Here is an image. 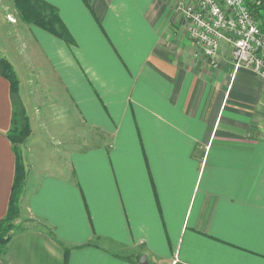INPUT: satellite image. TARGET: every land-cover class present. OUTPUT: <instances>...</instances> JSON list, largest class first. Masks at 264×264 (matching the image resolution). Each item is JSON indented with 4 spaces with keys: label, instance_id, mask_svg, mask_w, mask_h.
<instances>
[{
    "label": "crops",
    "instance_id": "obj_1",
    "mask_svg": "<svg viewBox=\"0 0 264 264\" xmlns=\"http://www.w3.org/2000/svg\"><path fill=\"white\" fill-rule=\"evenodd\" d=\"M46 1L70 39L10 17L0 44L32 127L0 264H264V77L196 55L177 0ZM10 119L0 74V219Z\"/></svg>",
    "mask_w": 264,
    "mask_h": 264
},
{
    "label": "built area",
    "instance_id": "obj_2",
    "mask_svg": "<svg viewBox=\"0 0 264 264\" xmlns=\"http://www.w3.org/2000/svg\"><path fill=\"white\" fill-rule=\"evenodd\" d=\"M188 36L213 66L222 40L230 46L234 69L248 67L264 77V29L244 0H177Z\"/></svg>",
    "mask_w": 264,
    "mask_h": 264
},
{
    "label": "trees",
    "instance_id": "obj_3",
    "mask_svg": "<svg viewBox=\"0 0 264 264\" xmlns=\"http://www.w3.org/2000/svg\"><path fill=\"white\" fill-rule=\"evenodd\" d=\"M252 15L259 20L260 26L264 29V0H244ZM22 21L37 25L58 37L70 39L69 33L64 26L58 9L46 0H14ZM0 74L5 77L9 83V97L11 101V119L10 127L7 131L12 150L15 156V170L9 207L6 215L0 219V254L6 250V243L10 232L5 234L10 227L20 228L12 222L16 214V203L21 192L25 168L22 160L21 145L30 132L28 116L25 112L23 102L19 96V83L17 74L5 57H0Z\"/></svg>",
    "mask_w": 264,
    "mask_h": 264
},
{
    "label": "rangeland",
    "instance_id": "obj_4",
    "mask_svg": "<svg viewBox=\"0 0 264 264\" xmlns=\"http://www.w3.org/2000/svg\"><path fill=\"white\" fill-rule=\"evenodd\" d=\"M10 17H14L16 21L18 19L22 21V19H20L18 10H17V8L15 6L14 0H0V44H3V45H4V40H3V37H2V33H4V32L7 33L8 30H10L12 27H15L13 23L8 22L7 19H11ZM19 44L21 46V44H22L21 41H20ZM5 52L7 54H9L6 50H5ZM29 126H30V131H31L32 127H31L30 123H29ZM30 141L31 140H29V142ZM34 141H33V143L31 142L32 145H31V143L29 144L30 145V150H28V153L32 154L30 156H32V158L35 160V161L31 160V164L33 166L39 162L40 158H41L40 162H42L45 159L43 157V154L40 156V154L38 153L39 148L37 147V144ZM23 144L20 146L21 149L24 146ZM21 152H22V155H23V149H22ZM52 157H54V155H52ZM58 158H59V156L56 154V157H55L56 160H52L54 158L51 159V164H53L51 166H59ZM22 160H23V165H24L25 163H24V157L23 156H22ZM49 162H50V160H49ZM24 168L26 170L27 166L24 165ZM11 230H14L13 227H10L8 230H6L5 234H8Z\"/></svg>",
    "mask_w": 264,
    "mask_h": 264
},
{
    "label": "water",
    "instance_id": "obj_5",
    "mask_svg": "<svg viewBox=\"0 0 264 264\" xmlns=\"http://www.w3.org/2000/svg\"><path fill=\"white\" fill-rule=\"evenodd\" d=\"M145 263V255H142L139 259V264Z\"/></svg>",
    "mask_w": 264,
    "mask_h": 264
}]
</instances>
